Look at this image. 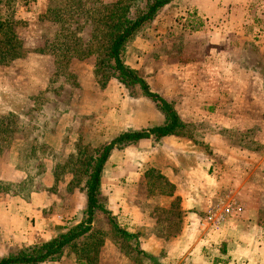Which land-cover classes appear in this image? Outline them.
Here are the masks:
<instances>
[{
  "label": "rangeland",
  "instance_id": "374dc122",
  "mask_svg": "<svg viewBox=\"0 0 264 264\" xmlns=\"http://www.w3.org/2000/svg\"><path fill=\"white\" fill-rule=\"evenodd\" d=\"M103 1L111 2L113 0ZM197 1L199 0H175L167 5L166 9L161 10L155 20L129 44L125 53L126 63L146 79L152 91L172 102L174 106L178 104L185 117L197 115L200 112L211 116L212 113H216L219 107L223 111L229 112H239L243 109L249 112V115H255L253 112L257 111L259 123L264 124L262 118L264 115V50L260 49L264 47V42H262L264 37L259 39L260 42H253V47L247 45L248 50L242 52L243 54L234 52L235 54L232 55H214L212 51L219 44L221 25L217 24L218 19L214 22L215 20L211 21L205 17L195 6L194 3ZM35 2L37 0H0V18L15 12L16 17L24 19L25 14L22 12H32L31 15H27L29 19H24L29 21V26L22 29L23 36L30 48L42 45L46 38L54 37L52 25L49 22L40 23L39 21V16L46 10L49 0H42L41 12L39 11L41 5H37ZM240 12L247 18V23L242 25L245 32L256 31L257 34L264 35V0H246L245 8L241 10L239 7ZM223 31L228 30L223 29ZM89 33V29H84L81 32L85 41L90 36ZM230 43L234 44L235 41ZM257 48L260 51H257ZM33 54L42 53L31 49V52L21 60L18 59L9 65H0V115L9 112L17 114L19 116L17 127L18 125L20 127V130L15 131L13 141L3 147L0 157L13 159L21 168L28 170L29 174L33 175L27 181L25 188L19 187L18 190L30 193V189L39 188V181L45 170V160L54 156L59 161L58 175L64 176L69 172L75 176L72 188L83 187L86 179V175L83 173V164L86 156L90 153L84 147L95 149L112 140V137L106 133L103 120L108 111L115 115L114 117H119L125 111L134 114L148 113V122L157 121L149 127L163 123V113L153 100L143 94L140 87L128 88L115 78H105L102 73L96 71L97 59L94 56L73 59L68 65H64V61L57 60L53 54H48L51 56L49 87L33 95V81L43 77L42 73L31 71V66L39 62ZM43 61H41L42 65ZM239 63H241V67L248 70L244 72V75L248 73L247 76H241L243 73H239ZM45 66L48 67L47 64ZM252 79H255L253 80L254 84L247 82ZM189 81L195 82L194 87H188L191 84ZM180 83L182 86H179ZM219 92L224 96L221 102L218 98ZM190 96L204 101L199 104V109ZM244 97L249 98V103L242 106ZM207 101L213 103H207ZM152 114L156 116H151ZM63 115L67 116L65 123H68V118L70 119V123L65 129V140L67 136L65 143L70 141L68 133L73 132L77 141L66 144L64 153L60 151L55 153V150L45 142L44 135L56 127ZM208 119L209 116L206 120L202 116V120L192 123H202V127L205 128L206 123L210 122ZM213 123L217 122L213 120ZM191 129L192 127L186 126L182 132L186 134L188 131L191 132ZM91 133L96 134V137L99 136V138L97 140L96 137L95 140L88 138L92 135ZM107 136L110 137L109 141L99 144V139ZM226 136L234 144L243 147L241 151L238 149L233 155L234 162L238 165L234 169V179L239 178V164L246 166L252 162V165L260 164V167L256 168L253 173L252 177L255 178L250 180L246 187L247 191L238 192V194L236 192L237 196H233L234 198H231L229 202L226 200L223 202L224 198L217 200L207 212H202V216L197 218L199 230L212 235L210 244L213 245H209V248L202 253L210 259L209 261L207 258L206 264H212V259H214V264H219L223 259L219 253L229 249L227 247L231 241L223 240V237L227 235L225 233L229 232L227 227L224 230L227 223L232 222L231 229L235 231L234 236L229 232L228 237H233L239 242V225L235 222L239 220V204L242 207L250 208L251 205L259 202L264 210V183L261 184L257 179L264 178L263 126L257 124L239 125V134L232 131ZM43 144L46 146L45 148L41 147ZM32 145H37L36 150L32 149ZM68 148L71 149V152L67 150ZM248 169L247 171L251 172L252 168ZM234 172L228 171L227 173L230 175ZM148 180L149 192L156 191L161 187L159 184L162 181L157 178L156 174L148 176ZM0 189V191L17 190L14 184L2 181H0ZM177 208L173 212L161 211L157 213L156 226L159 229H165L162 230L163 232L160 231V234L171 236L176 233L180 225L178 218L182 217ZM235 208L237 209L235 210ZM227 209H230V212H226ZM66 210L70 212L69 209ZM213 212H218L217 215L224 214L223 220L221 222L208 221ZM98 213L101 216L95 217L94 233L99 234L96 236L98 240L104 239L105 242H109L106 246L105 242L101 246L98 261L95 264H155L149 257L138 252L134 239L123 237L115 230L107 215L101 211ZM81 215L78 222L82 219ZM261 219L264 222V216ZM58 221L65 223L66 228L78 223H67L66 217L58 219ZM91 240L89 239L88 243ZM66 254L70 256L74 252L69 249ZM149 255L152 254L149 253ZM236 255L239 257V253ZM161 264H180V262H162Z\"/></svg>",
  "mask_w": 264,
  "mask_h": 264
},
{
  "label": "crops",
  "instance_id": "0c3cea01",
  "mask_svg": "<svg viewBox=\"0 0 264 264\" xmlns=\"http://www.w3.org/2000/svg\"><path fill=\"white\" fill-rule=\"evenodd\" d=\"M35 3L41 5L39 9L41 12L42 0H37ZM245 3L246 0H199L194 3L205 17L211 21L215 20L214 22L218 19L217 24L221 25L219 44L212 51L214 55L244 53L248 50L247 45L253 47V42H260L259 39L264 37L256 31L252 33L244 31L242 25L247 23V18L242 12L239 13V7L243 10ZM37 5L35 4V7ZM22 13L25 14L24 19H29L27 15L32 14L27 11ZM233 41L235 43L231 44L230 42ZM260 49L264 50V47ZM260 49L257 48V51ZM33 56L39 62L31 66V71L43 74L40 80L33 81L32 94L35 95L49 87L51 56L45 53L33 54ZM42 60H44L43 65ZM247 71L240 66L239 73H243L241 76H247L248 73L244 75ZM253 80L255 79L247 82L254 84ZM189 82L191 84L188 87H194L195 82ZM179 86H182V83ZM218 95L216 97L221 102L224 96L220 92ZM190 99L197 104V109L199 104L204 102L199 101L197 97L190 96ZM248 101L249 98H242V106L247 105ZM252 101H254L253 98ZM207 103L213 102L207 101ZM175 108L186 126L192 127L191 132L168 135L161 140L142 139L125 148L113 150L102 177V193L107 200L108 208L117 217L119 225L129 232L138 233L141 249L155 256L159 264L162 262L206 264L210 259L202 253L209 248V245H213L210 244L212 235L199 230L197 218L202 216V212H207L217 200L224 198L223 202L224 200L229 202L231 198H234L233 196H237L236 192L238 194V192L247 191L246 187L250 180L255 178L252 177L253 173L260 167V164L252 165V162L246 166L239 164L241 176L239 175V181L234 179V169L238 165L234 162L233 155L238 149L241 151L243 147L231 142L226 135L232 131L239 134V125L257 124L264 128V124L259 123L257 111L253 112L255 115H249V112L243 109L239 112H229L219 107L211 116L200 112L201 114L185 117L178 104H175ZM114 116L108 111V114L103 117L106 133L112 139L123 131L147 128L157 122H148V113L134 114L125 111L119 117ZM202 116L205 120L209 116L210 122L206 123L205 128L202 127V123H192L202 120ZM262 118L264 119V115ZM66 119L67 116L63 115L59 119V124L57 123L54 129L44 135L45 142L55 150V153L58 151L64 153L66 144L77 141L73 132L68 133L70 141L65 143L67 140V136L65 140V129L70 123L69 118L68 123H65ZM213 120L217 123H213ZM95 137L96 134H92L88 138L95 140ZM110 137L99 139V144L108 142ZM97 138L99 136L96 140ZM67 150L71 152V149ZM45 161V170L40 178L39 188L30 189V193H26L18 188L24 189L33 175L21 168L13 159L0 157V181L14 184L17 189L0 192V257L21 248L48 241L55 234L66 229L65 223L58 219L66 217L67 223L78 222L83 213L86 206V194L81 186L72 188L75 176L69 172L59 176L57 173L59 161L55 156ZM249 167L252 168L251 172L247 171ZM150 169L156 170L162 178L169 181L174 186L173 191L161 192L162 187H160L156 191L149 192L147 186L149 180L146 173ZM228 171L234 173L230 176ZM228 179L231 180L227 181ZM257 179L261 184L264 183L263 177ZM177 200L179 201L178 213L182 214V217L178 218L180 225L176 233L171 236L160 234L159 232L165 229H159L156 226L157 213L173 212L175 209L173 204ZM226 212H230V209ZM100 216L97 212L96 217ZM263 216L264 210L261 203L257 202L250 208L239 204V220L235 221L239 225V242L233 237H228L229 232L234 236L235 231L231 229L232 222L227 223L229 225L226 224L224 230L227 227L229 232L225 233L227 235L223 237V240L231 241V243L227 251L225 249L223 253H219L223 258L219 264H222L221 262L264 264V222L261 219ZM108 242H105V246ZM122 253L125 255L124 252ZM238 253L239 257L236 255ZM39 264H79V262L75 254L70 256L65 254L58 261Z\"/></svg>",
  "mask_w": 264,
  "mask_h": 264
},
{
  "label": "trees",
  "instance_id": "16d2710c",
  "mask_svg": "<svg viewBox=\"0 0 264 264\" xmlns=\"http://www.w3.org/2000/svg\"><path fill=\"white\" fill-rule=\"evenodd\" d=\"M173 1L175 0H49L46 10L39 16V21L52 25L54 37L46 38L42 45L35 48L28 46L22 33V29L29 26V21L16 17L15 12L0 18V65H9L24 58L31 49L38 53L53 54L57 60L64 61V65H68L73 59L94 56L97 59L98 73H102L105 78H115L128 88L140 87L143 94L153 100L164 115L161 124L123 131L99 148L84 147L90 153L83 164L86 179L82 190L86 194V206L82 219L48 241L0 257V264L58 261L69 249L74 252L79 264H95L105 242L104 239L98 240L96 236L99 234L94 233L96 213L100 211L108 216L118 233L135 240V248L139 253L149 257L153 263H158L155 256L140 248L138 233L129 232L119 225L102 193V177L113 150L125 148L142 139L161 140L168 135L180 134L186 127L174 104L152 91L146 79L125 60L129 44ZM84 29L90 31L87 41L81 35ZM18 118L13 112L0 115V153L6 144L13 141L15 131L20 130L19 125L17 127ZM36 146L32 145V149L36 150ZM41 147L46 146L43 144ZM153 174L162 179L163 183L159 184L162 187L161 192L173 191L174 186L156 170H148L146 176ZM178 205L177 200L173 207ZM89 239H92L90 243Z\"/></svg>",
  "mask_w": 264,
  "mask_h": 264
},
{
  "label": "built area",
  "instance_id": "2783aa9c",
  "mask_svg": "<svg viewBox=\"0 0 264 264\" xmlns=\"http://www.w3.org/2000/svg\"><path fill=\"white\" fill-rule=\"evenodd\" d=\"M217 213L216 212L211 213L210 214L211 216L208 218V221L213 220V221L221 222L224 218V214L221 213L220 215H217Z\"/></svg>",
  "mask_w": 264,
  "mask_h": 264
}]
</instances>
